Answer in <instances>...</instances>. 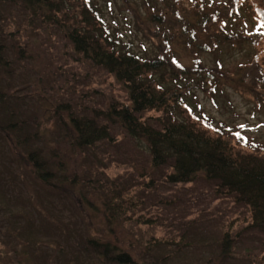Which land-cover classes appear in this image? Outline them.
Here are the masks:
<instances>
[{
  "label": "rangeland",
  "instance_id": "1",
  "mask_svg": "<svg viewBox=\"0 0 264 264\" xmlns=\"http://www.w3.org/2000/svg\"><path fill=\"white\" fill-rule=\"evenodd\" d=\"M109 1L137 5L134 16L127 17L128 25L105 14L106 24L117 30L111 33L135 53L159 56L158 46L164 43L159 34L144 30L147 23L141 0H101L93 5L104 12ZM146 1H142L143 7H148ZM203 2L212 7H205L204 12L211 15L210 23L217 22L219 33L226 36L223 29L229 24L225 22H232L233 30L247 35L246 40L228 37L229 42L214 43L211 50L193 56L191 49H182L177 35L166 43L169 52L165 54L171 62L186 66L195 57L217 78L207 93L193 92L185 106L189 103L193 114L203 117L202 123L235 131L241 147L247 145L243 149L259 150L264 146V83L258 84L264 80V40L254 37L264 34V0H249L238 10L236 21L227 10L230 0ZM198 4L200 0L152 3L154 13L163 16L162 22H169L175 10L192 24V10ZM251 9L258 12L255 20ZM10 12L14 15L15 10L0 5L2 27L14 32L10 26L14 23L21 30L14 43L25 52L23 56L8 52L7 59L12 61L5 69L8 72L9 68L8 76L0 68V99L4 97L0 102L4 107L0 115V187L4 185V196L0 193V264H117L110 258L109 244L114 251L129 255L133 264H264V234L249 230L248 208L227 195L215 194L212 183L201 175L187 184L168 183L169 168H152L148 153L118 127L110 130L109 141L91 148L72 146L66 111L90 117L112 102L127 106L124 89L112 76L86 61H77L72 46L59 32L34 27L26 33L24 20L11 21ZM197 36L203 43L207 41L200 29ZM214 67L220 71L217 75ZM242 75L243 85L239 83ZM9 112L18 123L9 120ZM9 124L19 134L4 135L1 130ZM18 141L25 142L26 149H41L53 172L59 167L62 175L57 172L49 186L39 183L31 167L23 166ZM55 154L63 159V166L52 164ZM9 162L19 181L6 187L4 171ZM59 176L63 177L57 179ZM112 203L121 210L113 212ZM223 237L229 239L230 249L222 255L219 245Z\"/></svg>",
  "mask_w": 264,
  "mask_h": 264
},
{
  "label": "trees",
  "instance_id": "2",
  "mask_svg": "<svg viewBox=\"0 0 264 264\" xmlns=\"http://www.w3.org/2000/svg\"><path fill=\"white\" fill-rule=\"evenodd\" d=\"M100 1L0 0V5L15 10L14 15L10 12L11 21L24 20L26 28L24 32L27 33L34 27L54 29L72 46L73 52L78 57L77 61H86L93 68L112 76L124 89L127 106L112 102L106 109L90 117L73 115L69 110L66 111L72 146L91 148L95 144L109 141L110 130L118 127L136 147L148 153L152 168H169L170 173L166 175L168 183L187 184L201 175L206 181L214 184L216 193L227 195L236 204L248 208L251 220L249 230L264 234V146H261L262 150L261 147L259 148L260 151L254 148L243 149L247 145L241 147V140L235 132H225L218 127L212 128L210 124L202 123L201 117L193 114L189 103L186 105L189 109L187 110L185 100L193 97V92L196 90L207 93L210 90L209 85H213L217 78L214 79L212 72L206 71L197 58L195 61V57L193 62L186 66L181 62H171L165 54L169 52L166 43L175 40L171 38H177V35L181 39L179 43L182 49L184 51L191 49L193 56L197 51H209L210 45L214 43L218 46L221 44L218 42H229L228 37L246 40L247 35L243 36L242 32L234 31V23L228 21L225 23L229 26L223 29L226 36L219 33L217 22L210 23L211 15L204 12L205 7H212L205 5L201 0L196 9L192 10L195 16L194 24L186 22L175 10L170 13L174 19L169 15L170 21L162 22L163 16L154 13L152 5L159 0H147L145 3L148 7H143L141 0L139 6L145 10L144 20L147 23L144 30L150 35L159 34L161 42L164 43L161 45L163 49L158 46L159 56L148 57L129 49V44L122 43L111 33L117 30L112 31L109 27L111 24H106L103 19L106 14L111 16L110 20L114 22L122 20L128 25L127 17L134 16L137 5L128 6L124 3L115 5L109 1L103 7L105 9L103 12L100 7L93 5ZM165 1L167 5H174L179 0ZM150 9L152 12L149 11ZM227 10L232 11L231 8ZM20 17L23 19H19ZM2 21L4 20L0 17V68L8 76L9 68L8 72L5 69L12 65V61L7 59L8 52L13 56L15 54L23 56L25 48L14 43V37H17L21 30L12 23L11 29L15 31L8 32L2 27ZM207 23H210L209 27L206 26ZM165 25L166 28L162 30ZM199 29L206 37L207 41L204 43L202 38L197 36ZM209 34L215 35L214 38L208 36ZM249 35L254 36L251 33ZM254 38L261 37L257 35ZM253 69L260 70L255 67ZM213 70L216 75L220 72L217 67ZM241 78L239 83L243 85L244 76L242 75ZM260 83L258 82L259 85ZM3 99L2 96L0 102ZM193 104L196 106L195 103ZM0 108L1 115L4 112L1 103ZM150 112L154 116H146ZM8 118L18 123L13 113L9 112ZM19 123L24 126V122ZM7 128L5 129L7 131L1 130L4 131V135L13 137L15 133L19 134L13 125L9 124ZM24 143L17 142L22 148L19 158L25 162L23 166L31 167L33 176L39 183L45 186L51 185V180H56L57 172L61 174L59 167L53 172V166H50L49 158L45 159L47 156L43 151L26 149L23 147ZM52 157L53 165L59 163L63 166L64 161L59 154ZM11 165L9 162V166L4 171L7 175L6 187L17 185L19 181V177L13 175ZM61 177L63 176L57 179ZM2 187L4 185L0 187L1 195L4 192ZM113 206L112 203L110 208L113 212L121 210L119 206ZM227 239L222 238L219 245L222 248L220 254L230 249V241ZM107 248L113 253L110 256L113 258V263L133 264L129 255L123 254L120 250L114 251L110 244Z\"/></svg>",
  "mask_w": 264,
  "mask_h": 264
},
{
  "label": "bare ground",
  "instance_id": "3",
  "mask_svg": "<svg viewBox=\"0 0 264 264\" xmlns=\"http://www.w3.org/2000/svg\"><path fill=\"white\" fill-rule=\"evenodd\" d=\"M212 185L214 186V184H212ZM214 192H215V186H214ZM215 194H217V195H218V193H216V192H215Z\"/></svg>",
  "mask_w": 264,
  "mask_h": 264
},
{
  "label": "snow or ice",
  "instance_id": "4",
  "mask_svg": "<svg viewBox=\"0 0 264 264\" xmlns=\"http://www.w3.org/2000/svg\"><path fill=\"white\" fill-rule=\"evenodd\" d=\"M240 137H238V139H239Z\"/></svg>",
  "mask_w": 264,
  "mask_h": 264
}]
</instances>
